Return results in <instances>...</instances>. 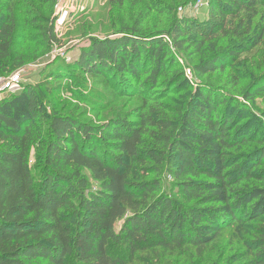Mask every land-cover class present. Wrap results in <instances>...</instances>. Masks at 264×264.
I'll return each mask as SVG.
<instances>
[{
    "label": "trees",
    "instance_id": "trees-1",
    "mask_svg": "<svg viewBox=\"0 0 264 264\" xmlns=\"http://www.w3.org/2000/svg\"><path fill=\"white\" fill-rule=\"evenodd\" d=\"M194 1L174 0L170 9ZM13 5L0 0V77L26 62L16 50ZM207 12L208 32L199 27L202 36L190 43L184 21L152 34L123 27L91 40L74 66L58 63L37 86L0 100V264H132L142 252L188 247L201 255L233 226L249 231L244 245L254 264H264V142L233 152L255 142L236 126L241 103L209 81L165 102L186 80V67L162 79L176 65L170 49L191 48L196 63L188 69L203 78L231 68L264 39V0H208ZM42 32L52 45V26ZM81 78H100L114 101L137 97L141 104L131 117L100 126L52 112L46 97L55 91L85 98ZM241 78L229 76L234 86ZM250 80L245 102L264 94V72ZM132 166L141 179H129Z\"/></svg>",
    "mask_w": 264,
    "mask_h": 264
},
{
    "label": "rangeland",
    "instance_id": "rangeland-1",
    "mask_svg": "<svg viewBox=\"0 0 264 264\" xmlns=\"http://www.w3.org/2000/svg\"><path fill=\"white\" fill-rule=\"evenodd\" d=\"M12 2L18 37L16 50L23 52L26 56L24 66L14 70V72H20L22 86H37L43 80L45 72L58 63L74 66L80 53L84 49L87 51L91 40L114 36L123 27H135L143 33L152 34L170 32L175 20L180 23L184 21L183 30L188 33L183 38L190 43L197 36H202V34H197L199 27L203 26L208 32L211 26L207 12L208 0H202V5L198 10L194 9L197 1L187 6L181 5L175 9H170L174 0H124L121 6H111L107 0H69L72 13L69 22L59 31L53 29L59 0H12ZM190 24H192L191 27H189ZM51 26L53 41L52 45L47 47L44 45V42L47 44L48 42L43 37L42 29ZM229 28V21H227L225 30L228 33L231 31ZM24 39H27L29 43L25 42ZM228 40L230 39L222 38L221 44H226L225 42ZM186 46L185 44L184 48ZM173 50L170 49L175 56L176 65L171 67L168 64L170 68L168 74L162 77L163 80L171 78L173 74L179 72V69L191 68L196 63V54L191 48L187 49L186 52ZM169 58L170 53L166 60ZM263 72L264 39L249 53L242 54L237 63L231 68H226L223 73L215 71L203 78H197L193 74L190 79L185 76L186 80H184L185 83L182 82V87H173L170 90L171 97H168L165 102L169 98L177 99L181 93L187 95L196 82L209 81L216 88L226 92L233 105H236L237 102L241 103L243 112L236 115V126L246 128L247 136H252L255 142L233 152L247 151L259 146L256 142H264V94L252 102H245L243 101V93L252 82L250 78H254ZM235 75L242 77L237 86H234L229 80V76ZM85 80H87L86 83L81 78L84 86L83 93L86 92L85 98L67 90H58L47 96L46 100L49 99L52 105L49 106L51 111L59 113L63 110L92 126H100L108 120L118 117V115H130L141 104L137 97L128 99L119 96L114 101L110 94H107L106 89L96 83L100 78ZM97 96L102 100L100 104L90 101ZM233 115H235L234 112ZM32 159L31 156V167L35 164ZM260 168L264 170V163ZM127 173L129 179L142 178L141 171L137 166L134 169L132 166ZM84 175L88 177L90 185L93 186L94 182L89 175L85 173ZM149 178L151 179L152 176L146 179ZM164 182L166 184L172 181L169 176H166ZM234 227L236 226L224 230L220 240L207 247L201 255H198L196 250L191 247L172 253L149 251L136 254L132 264H254V251L249 250L244 245L245 241L250 240L249 231L245 227H236V230L233 231Z\"/></svg>",
    "mask_w": 264,
    "mask_h": 264
},
{
    "label": "built area",
    "instance_id": "built-area-1",
    "mask_svg": "<svg viewBox=\"0 0 264 264\" xmlns=\"http://www.w3.org/2000/svg\"><path fill=\"white\" fill-rule=\"evenodd\" d=\"M202 5V0H197L194 5V9L198 10ZM181 10V9H179ZM72 13L69 7V0H59L57 6V15L54 18V31H59L65 27L69 22L70 14ZM185 75L187 78H191V72L189 69H185ZM22 86V76L20 72H14L9 76L0 77V100L5 98L9 93L13 94L17 92Z\"/></svg>",
    "mask_w": 264,
    "mask_h": 264
}]
</instances>
